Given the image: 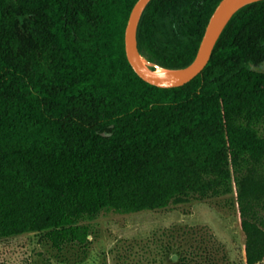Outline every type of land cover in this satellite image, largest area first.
Wrapping results in <instances>:
<instances>
[{"label":"trees","instance_id":"1","mask_svg":"<svg viewBox=\"0 0 264 264\" xmlns=\"http://www.w3.org/2000/svg\"><path fill=\"white\" fill-rule=\"evenodd\" d=\"M221 0H151L138 45L170 68L194 60ZM137 0H0V240L40 232L85 259L92 222L231 198L241 264H264V0L225 25L189 82L143 78L126 50ZM166 264H236L205 225H181ZM71 252V256L66 252Z\"/></svg>","mask_w":264,"mask_h":264},{"label":"rangeland","instance_id":"2","mask_svg":"<svg viewBox=\"0 0 264 264\" xmlns=\"http://www.w3.org/2000/svg\"><path fill=\"white\" fill-rule=\"evenodd\" d=\"M264 69V63L259 66ZM92 247L83 260L57 256L29 232L0 240V264H166L178 258L175 249L166 256L162 244L181 225H205L224 245L230 260L245 259L246 234L231 198L192 200L165 209L136 213H106L92 222ZM71 256V252H66Z\"/></svg>","mask_w":264,"mask_h":264},{"label":"water","instance_id":"3","mask_svg":"<svg viewBox=\"0 0 264 264\" xmlns=\"http://www.w3.org/2000/svg\"><path fill=\"white\" fill-rule=\"evenodd\" d=\"M150 1L151 0H137L132 9L126 28L125 37L127 55L135 70L143 78L153 84L169 87L185 84L196 77L209 62L216 43L230 18L246 4L258 0H221L210 18L198 53L194 60L183 67L171 68L176 71L168 77L156 73L152 66H149L145 63L142 58L144 55L140 51L138 45L139 25L144 11ZM152 63L160 65L154 62Z\"/></svg>","mask_w":264,"mask_h":264},{"label":"bare ground","instance_id":"4","mask_svg":"<svg viewBox=\"0 0 264 264\" xmlns=\"http://www.w3.org/2000/svg\"><path fill=\"white\" fill-rule=\"evenodd\" d=\"M142 58L147 65L152 66V68L155 70L156 73L163 75L165 77L171 76L176 71V70L171 69V68H166L162 65L153 64L145 56H142Z\"/></svg>","mask_w":264,"mask_h":264}]
</instances>
